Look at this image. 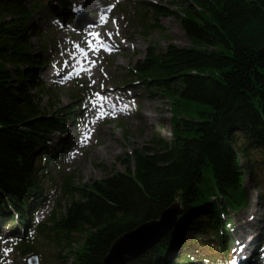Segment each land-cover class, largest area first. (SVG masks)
<instances>
[{
	"label": "trees",
	"instance_id": "trees-1",
	"mask_svg": "<svg viewBox=\"0 0 264 264\" xmlns=\"http://www.w3.org/2000/svg\"><path fill=\"white\" fill-rule=\"evenodd\" d=\"M27 1L0 0V226L12 229L25 255L38 252L29 244L33 228L51 254L47 264H104L117 239L179 203L176 226L128 264H176L170 255L177 244L188 245L180 239L186 227L196 236L211 233L203 245L210 254L200 246L186 256L189 264H229L235 240L228 232L233 235L236 227L233 214L247 204L245 180L264 189V0H178L177 10L153 1L137 4L145 32L162 31L159 17L171 16L192 45L148 46L129 66L125 84H134L140 96L202 109L198 118H176L170 139L159 137L127 153L123 171L82 186L57 168L67 142L50 150L54 133L65 131L77 111L42 105L51 93L35 69L46 60L32 50L39 33L30 22L42 3ZM55 1L50 11L63 20L72 1ZM206 170L213 181L209 189ZM58 182L69 198L63 212L52 210L34 223L35 211ZM259 198L264 204V194Z\"/></svg>",
	"mask_w": 264,
	"mask_h": 264
},
{
	"label": "rangeland",
	"instance_id": "rangeland-1",
	"mask_svg": "<svg viewBox=\"0 0 264 264\" xmlns=\"http://www.w3.org/2000/svg\"><path fill=\"white\" fill-rule=\"evenodd\" d=\"M71 1L72 6L67 12L63 10L62 14L81 17L73 23L60 20L50 11L49 3L56 4L55 0H40L41 8L36 9L30 18L39 35H34L31 43L33 52L46 60L41 67L35 68L51 93L49 99L42 97V105L48 110L57 106L66 109V113L77 111L65 131L54 133L50 150L55 151L60 148V142H67L64 149L67 156L60 159L57 168L70 174L76 186H82L115 171H123L121 161L127 153L134 149L142 150L159 137L170 139L176 118H198V111L202 108L188 103L173 106L170 100L160 95L155 99L140 96L134 84L126 85L124 81L129 66L144 56L148 46L165 49L171 43L180 47L192 45L180 20L171 16L159 17L162 31L154 27L147 33L139 23V14L134 12L141 1L158 2L177 10L178 0H93L94 8L89 7V0ZM27 2L31 3V0ZM76 9L82 10L81 13H77ZM82 21L83 24H80ZM91 35L94 37L92 40ZM73 65L74 70H71ZM76 66L81 71H76ZM79 88H84V92ZM129 90L132 92L129 93ZM74 140L76 143L72 144ZM255 157L260 158V155L256 153ZM204 185L206 189L213 186L207 170ZM244 188L248 199L246 207L233 214V221L237 224L233 235L228 232L235 240L231 246L235 251L241 249L235 253L231 264L254 259L255 242L260 239L264 227V204L259 198V194H264V189L249 178L245 180ZM47 192L45 201L34 213V222L45 221L52 210L57 214L63 212L69 201L62 194L60 182ZM208 197H204V200ZM16 223L14 220L10 224ZM4 231L0 226V233ZM6 232L9 234V231ZM32 234L35 238L30 239L29 244L37 248L40 264L49 263L47 259L51 254L41 246L44 241L36 231ZM203 234L196 236L195 231L184 228L180 239L187 241L188 245L181 247V244H177L178 249L170 255L171 259L176 264H189L186 256L194 254L196 248L203 247L204 241L211 235L209 231ZM22 246L19 238L2 236L0 264H26L32 254L26 256ZM262 247L263 250L264 244ZM182 252L185 254H180ZM202 252L210 254L207 247H203ZM263 261L259 264H263Z\"/></svg>",
	"mask_w": 264,
	"mask_h": 264
},
{
	"label": "water",
	"instance_id": "water-1",
	"mask_svg": "<svg viewBox=\"0 0 264 264\" xmlns=\"http://www.w3.org/2000/svg\"><path fill=\"white\" fill-rule=\"evenodd\" d=\"M183 210L179 203L165 209L160 218L147 222L124 234L112 245L104 264H128L159 243L181 220ZM27 264H39L33 255Z\"/></svg>",
	"mask_w": 264,
	"mask_h": 264
},
{
	"label": "bare ground",
	"instance_id": "bare-ground-1",
	"mask_svg": "<svg viewBox=\"0 0 264 264\" xmlns=\"http://www.w3.org/2000/svg\"><path fill=\"white\" fill-rule=\"evenodd\" d=\"M89 7L91 8V7H95V4H93V0H89ZM85 6V5H84ZM77 10V13H81V11L82 10H80V9H76ZM77 20V19H76ZM95 23V22H94ZM82 33H83V31H82ZM90 36V35H89ZM94 37L91 35V40L93 39ZM77 63H79V62H77ZM71 70H74V65L71 67ZM75 70L76 71H81V68H78V66H76L75 67ZM148 108H149V105L147 106ZM147 115H149L150 117H154L153 115H151V114H149V113H147ZM71 143L72 144H74V143H76V140H74V141H71ZM13 222V221H12ZM235 223H236V221H235ZM237 224V223H236ZM14 232V231H13ZM261 236H260V239H258L257 241H260L261 243H263L264 244V227H262V229H261ZM260 250V249H259ZM240 252L241 251V249H238L237 251H235V249H233V254H235L236 252ZM245 251V250H244ZM249 252V251H248ZM259 252V251H258ZM256 255H258L256 258L258 259L257 260V262L259 263L261 260H264V249L263 250H261L260 251V253H258V254H256ZM246 260V259H245ZM201 263H205L206 262V260H202L201 259ZM244 261V260H243ZM264 262V261H263ZM264 264V263H263Z\"/></svg>",
	"mask_w": 264,
	"mask_h": 264
}]
</instances>
